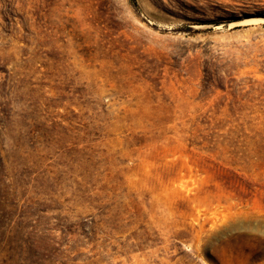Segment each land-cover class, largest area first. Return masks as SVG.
Returning a JSON list of instances; mask_svg holds the SVG:
<instances>
[{
  "label": "rangeland",
  "instance_id": "obj_1",
  "mask_svg": "<svg viewBox=\"0 0 264 264\" xmlns=\"http://www.w3.org/2000/svg\"><path fill=\"white\" fill-rule=\"evenodd\" d=\"M0 264H264V0H0Z\"/></svg>",
  "mask_w": 264,
  "mask_h": 264
},
{
  "label": "water",
  "instance_id": "obj_2",
  "mask_svg": "<svg viewBox=\"0 0 264 264\" xmlns=\"http://www.w3.org/2000/svg\"><path fill=\"white\" fill-rule=\"evenodd\" d=\"M204 26H211V27H213V26H215V24L204 25ZM204 26H202V27H204Z\"/></svg>",
  "mask_w": 264,
  "mask_h": 264
}]
</instances>
